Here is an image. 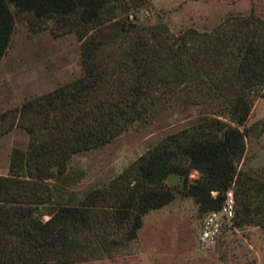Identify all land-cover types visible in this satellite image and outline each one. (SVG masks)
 Segmentation results:
<instances>
[{"label":"trees","instance_id":"trees-1","mask_svg":"<svg viewBox=\"0 0 264 264\" xmlns=\"http://www.w3.org/2000/svg\"><path fill=\"white\" fill-rule=\"evenodd\" d=\"M128 0H0V59L16 14L51 19L79 42L77 77L0 113V136H28L0 174V264H86L122 254L143 216L175 198L183 179L201 210L219 209L233 189L232 225L264 226V180L244 169L246 126L264 98V16L254 8L211 28L173 30L130 17ZM194 115L115 179L79 195L57 193L56 177L79 153L110 143L175 106ZM243 127L242 129L240 127ZM199 177L190 186V170Z\"/></svg>","mask_w":264,"mask_h":264},{"label":"rangeland","instance_id":"rangeland-1","mask_svg":"<svg viewBox=\"0 0 264 264\" xmlns=\"http://www.w3.org/2000/svg\"><path fill=\"white\" fill-rule=\"evenodd\" d=\"M120 5L130 17L159 18L173 30L193 25L211 28L228 14L254 8L264 16V0H128ZM14 14L15 25L5 55L0 59V113L19 107L31 97L48 92L80 74L79 42L74 33L51 19L35 21ZM192 108L175 106L155 121L129 129L103 147L74 155L65 173L56 177L57 193L83 195L115 179L148 148L192 119ZM246 126L244 169L264 180V98L255 101ZM243 128L242 126L240 127ZM27 134L12 129L0 136V174H7L12 148L24 149ZM199 177L191 169L188 185ZM183 179L172 175L165 186L175 198L143 216L137 239L122 254L86 264H264V226H224L215 244H202L199 233L209 210H201Z\"/></svg>","mask_w":264,"mask_h":264},{"label":"built area","instance_id":"built-area-1","mask_svg":"<svg viewBox=\"0 0 264 264\" xmlns=\"http://www.w3.org/2000/svg\"><path fill=\"white\" fill-rule=\"evenodd\" d=\"M235 215V201L233 189L226 191L225 200L222 206L216 210H210L203 218L199 240L202 244L213 245L220 237L224 226L232 224Z\"/></svg>","mask_w":264,"mask_h":264}]
</instances>
